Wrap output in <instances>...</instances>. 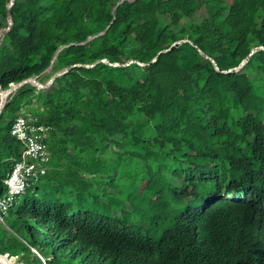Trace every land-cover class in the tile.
<instances>
[{"label": "trees", "instance_id": "obj_1", "mask_svg": "<svg viewBox=\"0 0 264 264\" xmlns=\"http://www.w3.org/2000/svg\"><path fill=\"white\" fill-rule=\"evenodd\" d=\"M12 14L2 88L81 65L22 85L0 114V195L22 154L15 119L51 126L47 173L0 219V253L264 264V0H15Z\"/></svg>", "mask_w": 264, "mask_h": 264}, {"label": "built area", "instance_id": "obj_2", "mask_svg": "<svg viewBox=\"0 0 264 264\" xmlns=\"http://www.w3.org/2000/svg\"><path fill=\"white\" fill-rule=\"evenodd\" d=\"M51 126L39 123L37 118L22 112L11 127L12 136L22 145L21 159L16 160L4 183L6 191L0 196V219L17 199L33 190L47 173L51 158L47 137Z\"/></svg>", "mask_w": 264, "mask_h": 264}, {"label": "water", "instance_id": "obj_3", "mask_svg": "<svg viewBox=\"0 0 264 264\" xmlns=\"http://www.w3.org/2000/svg\"><path fill=\"white\" fill-rule=\"evenodd\" d=\"M15 4V0H10L8 2V7H7V26L0 29V43L2 41V39L4 38V36L11 30L13 24H14V17H13V14H12V6ZM102 33V32H101ZM99 33V34H101ZM95 36H91L89 39L93 38ZM186 40H180V41H177L175 43H173L171 45V48L176 45V44H179L181 42H184ZM262 47V46H260ZM256 50V48H253V50L251 51V54ZM201 53L203 55H205L206 57H208V55H206V53L200 49ZM160 54V53H159ZM157 60V57L155 59L152 60V62L156 61ZM103 61L105 62H108L109 64L111 65H114V66H118V65H127L135 60H131L130 62L126 63V64H123V63H112L110 61H108L107 59H103ZM213 63L215 64L216 66V69L219 70V67H218V64L217 62L212 59ZM247 62V59H245L241 65L239 67H237L236 69H239L241 66H243L245 63ZM141 64H145V63H141ZM81 64H73V65H69V66H65L61 69H59L58 71H56L51 77L50 79L46 82V83H42L38 80V76H35V77H31V78H27L17 84H15L14 86L10 87L9 89H4L2 88L1 86V83H0V114L8 100V97L13 94L14 92L17 91L18 88H20L22 85L28 83V82H31L33 83L34 85H36L39 89L41 90H44L46 91L47 89H49L52 85V83L54 82V80L58 77V76H61L62 74H64L65 72H67L68 70H70L71 68L75 67V66H80ZM93 65V64H92ZM92 65H87V66H92ZM232 70V69H231ZM230 71V70H228ZM0 263L1 264H17L14 259L10 256V254H3V253H0Z\"/></svg>", "mask_w": 264, "mask_h": 264}, {"label": "clouds", "instance_id": "obj_4", "mask_svg": "<svg viewBox=\"0 0 264 264\" xmlns=\"http://www.w3.org/2000/svg\"><path fill=\"white\" fill-rule=\"evenodd\" d=\"M21 155H22V154H21ZM19 159H21V157H20ZM19 159H18V160H19ZM10 172H11V171H10ZM5 179H6V178H5ZM5 179H4V180H5ZM40 181H41V180H40ZM37 185H38V184H37ZM37 185H36V186H37ZM6 186H7V185H6ZM34 189H35V188H34ZM34 189H33V190H34ZM33 190H31V191H33ZM25 194H26V193H25ZM23 195H24V194H23ZM0 196H1V195H0ZM227 197L230 198V199L239 198L238 196H236V195H232V194H227ZM16 202H17V201H16ZM1 220H3V219H1Z\"/></svg>", "mask_w": 264, "mask_h": 264}, {"label": "rangeland", "instance_id": "obj_5", "mask_svg": "<svg viewBox=\"0 0 264 264\" xmlns=\"http://www.w3.org/2000/svg\"><path fill=\"white\" fill-rule=\"evenodd\" d=\"M187 41V40H186ZM182 43V42H181ZM180 44V43H179ZM177 45V44H176ZM176 45H174V46H176ZM261 48V47H260ZM257 49V48H256ZM170 50V48H167V49H164V50H161L159 53H163V52H167V51H169ZM231 71V70H230ZM37 106V105H36ZM24 112H25V110H24ZM28 113H30V114H32V115H34L32 112H28Z\"/></svg>", "mask_w": 264, "mask_h": 264}]
</instances>
